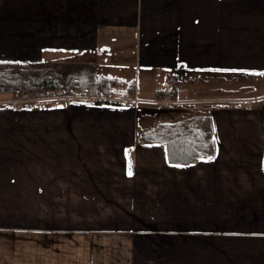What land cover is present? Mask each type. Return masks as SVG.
Wrapping results in <instances>:
<instances>
[{
	"label": "crops",
	"instance_id": "1",
	"mask_svg": "<svg viewBox=\"0 0 264 264\" xmlns=\"http://www.w3.org/2000/svg\"><path fill=\"white\" fill-rule=\"evenodd\" d=\"M64 61L174 105L0 95V264H264V0H0V63ZM195 115L212 159L140 143Z\"/></svg>",
	"mask_w": 264,
	"mask_h": 264
},
{
	"label": "trees",
	"instance_id": "2",
	"mask_svg": "<svg viewBox=\"0 0 264 264\" xmlns=\"http://www.w3.org/2000/svg\"><path fill=\"white\" fill-rule=\"evenodd\" d=\"M117 79L101 76L93 63L64 61L61 64L0 63V95L27 98L58 89L69 94L94 96L99 89L114 96ZM95 104H100L96 102ZM142 144H160L169 163L191 164L212 157L215 140L211 117L195 115L176 123H159L140 134Z\"/></svg>",
	"mask_w": 264,
	"mask_h": 264
},
{
	"label": "built area",
	"instance_id": "3",
	"mask_svg": "<svg viewBox=\"0 0 264 264\" xmlns=\"http://www.w3.org/2000/svg\"><path fill=\"white\" fill-rule=\"evenodd\" d=\"M49 102H98L100 104H117L124 106L147 103L159 107L174 105L171 92L163 93L158 98L151 101H143L139 99L136 94H124L119 97L114 95L108 97L104 95L102 89H99L94 96L81 95L76 91H72L71 93L67 94L61 89L50 91L46 95L42 94V92H38L35 96L27 98L17 97L12 102H10L9 105L22 109H31L37 107L40 104Z\"/></svg>",
	"mask_w": 264,
	"mask_h": 264
},
{
	"label": "rangeland",
	"instance_id": "4",
	"mask_svg": "<svg viewBox=\"0 0 264 264\" xmlns=\"http://www.w3.org/2000/svg\"><path fill=\"white\" fill-rule=\"evenodd\" d=\"M114 73H113L114 76H117L119 78H122V79L126 80V81H123L125 85L129 84L130 82L132 83L134 81V72H133V70H129V69H122L121 70L118 66H115L114 67ZM135 81H134V83H135ZM124 91H125V86L121 85L119 88H117V93L118 94H115V96L119 97V96L124 95L123 94ZM2 98H4V97H2ZM62 103H65V102H62ZM81 104L84 105L85 102H81ZM150 106L157 107V106H154V105H150Z\"/></svg>",
	"mask_w": 264,
	"mask_h": 264
},
{
	"label": "snow or ice",
	"instance_id": "5",
	"mask_svg": "<svg viewBox=\"0 0 264 264\" xmlns=\"http://www.w3.org/2000/svg\"><path fill=\"white\" fill-rule=\"evenodd\" d=\"M262 74H264V73H262ZM209 159H212L211 157H209ZM129 175H131V172H129Z\"/></svg>",
	"mask_w": 264,
	"mask_h": 264
}]
</instances>
